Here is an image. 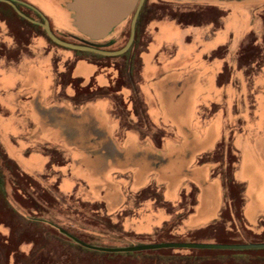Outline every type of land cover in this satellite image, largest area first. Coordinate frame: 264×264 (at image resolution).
<instances>
[{
    "label": "rangeland",
    "instance_id": "374dc122",
    "mask_svg": "<svg viewBox=\"0 0 264 264\" xmlns=\"http://www.w3.org/2000/svg\"><path fill=\"white\" fill-rule=\"evenodd\" d=\"M145 2L127 54L103 59L58 47L31 26L36 38L23 45L28 41L21 33L18 40L19 51L28 48V56L0 60V264H264V247L83 249V244L264 245V0ZM17 7L43 22L33 10ZM133 14L118 40L113 38L120 29L110 41L93 43L84 36L71 41L114 42L118 50L130 37ZM70 17L65 11L68 24ZM188 76L196 78L194 94L174 86ZM34 100L41 111L81 108L84 123L95 118L119 148L142 145L174 156L195 146L199 156L184 164L195 174L185 176L183 165H172L165 171L171 177L159 179L160 192L161 183L174 186L162 195L172 206L152 191L118 187L120 195H113L116 169L110 165L100 172L101 159L90 148L75 152L61 130L70 125L57 112L55 122L36 112ZM153 139L161 147L152 148ZM199 168L206 171V185L217 190L206 188V200L196 193L193 204L185 195L180 204L175 190L200 184ZM98 187L104 195L95 193ZM243 213L253 218L251 226ZM212 222L223 228L211 230L206 225Z\"/></svg>",
    "mask_w": 264,
    "mask_h": 264
},
{
    "label": "crops",
    "instance_id": "0c3cea01",
    "mask_svg": "<svg viewBox=\"0 0 264 264\" xmlns=\"http://www.w3.org/2000/svg\"><path fill=\"white\" fill-rule=\"evenodd\" d=\"M23 2L34 6L38 10H40L45 17L49 18L51 20V28L52 31L67 40L71 41V38L77 37V36H84L87 39V36L82 34L78 27L75 25V16L76 13L70 9V4L74 0H22ZM206 1V0H204ZM211 3V1H208ZM28 8V7H27ZM8 9V10H7ZM30 9V8H29ZM5 10V11H2ZM34 11V10H33ZM65 11H68L71 14V23L66 22L65 18ZM129 16H127L125 19H123L118 25H116L111 32L108 33V35L100 40H91L93 43H100L102 41H110V35L112 32L116 29H120L119 34L116 38H113V40H118V37L122 35L124 31V23L127 21ZM27 19L22 17L20 14L16 12L13 8H11L9 5H6L5 3L0 2V52H1V58L0 60H11L18 58L19 53L23 56H28L29 49L28 48H22L21 52L19 51L18 45H20L19 40V34L22 33L24 37H27L28 42H21V44L27 45L30 43L31 40H34L36 37L34 36V30H31V26H35L36 24H29ZM38 26V25H37ZM40 27V26H39ZM22 36V37H23ZM83 39V38H81ZM30 40V41H29ZM86 40V39H84ZM88 41V40H86ZM74 41H71L72 43ZM114 42H109L107 45V48H104L103 50H114V46H112ZM75 44V43H74ZM111 44V45H110ZM54 45V44H53ZM58 45V44H57ZM55 45V46H57ZM110 45V46H109ZM62 47V46H58ZM65 48V47H63ZM119 50V49H118ZM85 52V51H83ZM87 52V51H86ZM96 54V53H95ZM100 55V54H98ZM124 55V54H123ZM104 56V55H103ZM122 56V55H120ZM110 57V56H109ZM113 57H119V56H113ZM106 59V58H103ZM108 59V58H107ZM125 63L123 64V69H125ZM120 67V66H119ZM121 75L124 73V70L121 71ZM123 72V73H122ZM125 73L121 76L123 78ZM170 80H173V77H169ZM176 84L174 86L177 88L178 92L183 93H192L194 94V88L196 84V78L194 79V76H188L184 77L183 79L174 81ZM172 84V83H171ZM173 85H170V89L174 87ZM162 94L167 99V97L170 94V90L168 85L162 88ZM74 94V93H73ZM36 100V98H34ZM34 100V106L35 111L39 112L42 109H38L37 105H40V102L37 100ZM86 110V109H85ZM42 114L45 117H51L49 118L51 122H55L52 119V116L54 112L58 113L60 116L63 117V120L66 124L70 125L69 127H66L62 130V134L64 137V140L73 142L75 147V152H79L81 150L82 152V146H85V148L92 149V156H98L101 159L100 164V172L101 170L107 169L112 165L116 172L113 173V181H116L117 185H112L114 190L111 194H119L118 187H123L126 192H130V190L134 191L136 193H145L147 191L155 192L157 195H161L162 197V203L165 202L166 206H172L174 205V202H166L163 198V194L166 193L170 194V189H173L172 183L168 184L167 186L163 187L164 184L161 183V188L163 189L164 193L159 191L158 187V181L159 179L163 180L167 177H171L170 175L166 176L165 171H167L168 167L174 165L178 166L179 169L182 167V174L183 175H192L191 173L195 174L194 170H190L188 165L185 167L184 164H188L190 160H194L196 157L199 156V153H196L194 150L195 146L188 148L184 150L185 152L174 154V156H163L162 154H159L156 152V150L150 149L146 150L145 147L142 145L136 146L135 149L131 150L127 147L121 146V148L118 147V145L115 144V142L111 139L109 134V129L107 127H101L100 123L95 119L91 118L88 121L84 123V111L81 110V108L77 109V107H72L70 110L66 108H51L50 111H41ZM111 113V112H110ZM152 148L154 147H161V141H158L156 139H153L151 141ZM130 148V147H129ZM197 155H196V154ZM186 162V163H185ZM206 171L204 168H199L197 170L196 176L201 182L200 184L192 185L191 189L190 187L186 186L180 189H176L179 196H182V201L179 202L180 204L183 203V198L185 195H191L192 202L191 204L195 203V195L198 193L200 196H202L203 200H206L208 193L206 194V188L209 186L206 185L205 182V174ZM165 181V180H164ZM120 182V183H119ZM160 185V184H159ZM196 188H194V187ZM204 188V189H202ZM99 189L96 190L95 193L104 195L102 193V187H98ZM213 192L217 190L216 186L209 187ZM235 188V187H234ZM95 189V187H94ZM197 189V190H196ZM229 194L233 191V189H228ZM237 192V191H236ZM173 193V192H172ZM197 193V194H196ZM239 192H237L238 194ZM213 198L214 196H211V193H209L208 199ZM191 199V198H190ZM207 199V200H208ZM110 201V200H109ZM209 202V201H208ZM122 203V202H121ZM125 203V202H124ZM176 203V202H175ZM212 203V202H211ZM229 206L228 202L224 207ZM244 214V213H243ZM221 217V216H220ZM214 219L216 221L220 220ZM244 217L246 219V222L248 225L249 222L253 221L252 217H247L244 214ZM212 223H209V225H206L207 227H210ZM251 226V224L249 225Z\"/></svg>",
    "mask_w": 264,
    "mask_h": 264
},
{
    "label": "water",
    "instance_id": "95a60500",
    "mask_svg": "<svg viewBox=\"0 0 264 264\" xmlns=\"http://www.w3.org/2000/svg\"><path fill=\"white\" fill-rule=\"evenodd\" d=\"M10 4L18 14L28 21L42 27L48 37L56 44L80 51L92 52L104 56H120L125 54L132 46L135 35L137 21L146 0H74L70 4V9L76 13L75 25L80 32L91 40H100L105 38L112 29L118 25L123 19L134 12L131 20L130 37L124 47L119 50H103L90 45H79L70 43L60 39L53 31L50 21L37 8L29 5L21 0H0ZM16 3L23 4L37 12L43 19V22L34 20L22 13ZM87 248L109 252H130L152 249H168V248H187V249H215V250H235V249H251L264 247V245L250 244H201V243H160L147 244L126 248H101L86 245Z\"/></svg>",
    "mask_w": 264,
    "mask_h": 264
},
{
    "label": "trees",
    "instance_id": "16d2710c",
    "mask_svg": "<svg viewBox=\"0 0 264 264\" xmlns=\"http://www.w3.org/2000/svg\"><path fill=\"white\" fill-rule=\"evenodd\" d=\"M146 2H145V4H144V6H143V8H142V10H141V12H140V15H139V18H138V21H137V32H136V36H137V34H138V24H139V22H140V19L143 17V14H144V11H145V8H146ZM133 17V16H132ZM29 24H31V25H33L32 23H30V22H28ZM37 28H40L41 30H43L44 31V33L46 34V32H45V30L42 28V27H39V26H37V25H35ZM57 35V34H56ZM46 36L48 37V35L46 34ZM60 39H62V40H64V41H67V42H71V41H69V40H67L66 38H64V37H62V36H59V35H57ZM48 39H49V41L50 42H52L54 45H57L56 43H54L49 37H48ZM73 43V42H72ZM75 44H77L76 42H74ZM136 43V37H135V40H134V43L133 44H135ZM79 45H89V44H86V43H84V42H82V43H78ZM57 46H59V45H57ZM90 46H94V47H97V48H100V49H104V48H107L108 46L107 45H102V46H100V45H90ZM122 48V47H121ZM120 48V49H121ZM130 51V50H129ZM83 52V51H82ZM83 53H88V54H93V55H97V56H99V57H102V58H109V56H103V55H98V54H95V53H92V52H83ZM128 53V52H127ZM126 53V54H127ZM1 180L2 179H0V183H1ZM240 188V190H241V188L243 189V187L242 186H240L239 187ZM241 193V192H240ZM236 194H237V192H236ZM238 195V194H237ZM208 228H211V230H220V228H223L221 225H218V224H216V225H212V226H210V227H208ZM207 228V229H208ZM207 229H206V231H205V229L204 230H202V231H199L200 233H205V232H207ZM83 249H86V250H91V251H96L95 249H90V248H83Z\"/></svg>",
    "mask_w": 264,
    "mask_h": 264
},
{
    "label": "flooded vegetation",
    "instance_id": "af4514ba",
    "mask_svg": "<svg viewBox=\"0 0 264 264\" xmlns=\"http://www.w3.org/2000/svg\"><path fill=\"white\" fill-rule=\"evenodd\" d=\"M0 2H2V1H0ZM2 3H5L6 5H9L11 8H13L10 4H8V3H6V2H2ZM145 4V3H144ZM16 5H23V4H19V3H16ZM23 6H26V5H23ZM144 6V5H143ZM26 7H28V6H26ZM29 8V7H28ZM143 8V7H142ZM14 9V8H13ZM31 9V8H30ZM15 10V9H14ZM32 10V9H31ZM35 12V11H34ZM37 13V12H36ZM38 14V13H37ZM39 15V14H38ZM40 16V15H39ZM41 17V16H40ZM42 18V17H41ZM43 20V19H42ZM130 28H131V26H130Z\"/></svg>",
    "mask_w": 264,
    "mask_h": 264
}]
</instances>
